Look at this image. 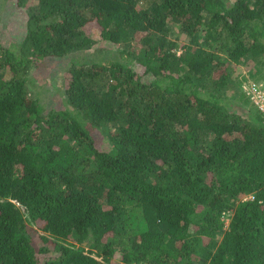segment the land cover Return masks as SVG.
<instances>
[{
	"label": "trees",
	"instance_id": "obj_1",
	"mask_svg": "<svg viewBox=\"0 0 264 264\" xmlns=\"http://www.w3.org/2000/svg\"><path fill=\"white\" fill-rule=\"evenodd\" d=\"M252 80L264 0H0V264H264Z\"/></svg>",
	"mask_w": 264,
	"mask_h": 264
},
{
	"label": "rangeland",
	"instance_id": "obj_2",
	"mask_svg": "<svg viewBox=\"0 0 264 264\" xmlns=\"http://www.w3.org/2000/svg\"><path fill=\"white\" fill-rule=\"evenodd\" d=\"M173 27H176L175 29H177L178 24L174 25ZM36 37H39V36H36ZM39 45H42L41 41L37 40V46H39ZM81 52L84 56H89V57L90 56L97 57L99 54V52L96 50H93V48L92 49H86V50L84 49ZM78 54L80 55L81 53L79 51H76L75 55L78 56ZM108 54L109 53H107V55ZM33 71H35V70H33ZM53 71H54V73L52 75V80H54V81H51L48 83L46 81H44V84L41 82L38 84V86H39L38 90H39V92H41V96H43V97H47L48 95H50V93L53 91V88L60 87V84L63 86V83H62V81H63V78H62L63 70L61 68H56ZM87 128L89 129L90 125H88ZM228 220H229V218L226 219V221H228Z\"/></svg>",
	"mask_w": 264,
	"mask_h": 264
},
{
	"label": "built area",
	"instance_id": "obj_3",
	"mask_svg": "<svg viewBox=\"0 0 264 264\" xmlns=\"http://www.w3.org/2000/svg\"><path fill=\"white\" fill-rule=\"evenodd\" d=\"M243 88L264 113V81H248L244 83Z\"/></svg>",
	"mask_w": 264,
	"mask_h": 264
},
{
	"label": "clouds",
	"instance_id": "obj_4",
	"mask_svg": "<svg viewBox=\"0 0 264 264\" xmlns=\"http://www.w3.org/2000/svg\"><path fill=\"white\" fill-rule=\"evenodd\" d=\"M261 81H264V80H261Z\"/></svg>",
	"mask_w": 264,
	"mask_h": 264
}]
</instances>
